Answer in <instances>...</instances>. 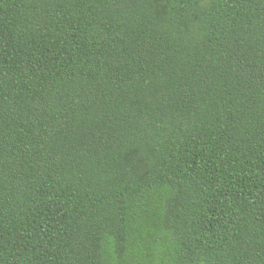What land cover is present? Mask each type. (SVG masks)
Masks as SVG:
<instances>
[{
    "label": "trees",
    "instance_id": "trees-1",
    "mask_svg": "<svg viewBox=\"0 0 264 264\" xmlns=\"http://www.w3.org/2000/svg\"><path fill=\"white\" fill-rule=\"evenodd\" d=\"M0 264H264V0H0Z\"/></svg>",
    "mask_w": 264,
    "mask_h": 264
}]
</instances>
